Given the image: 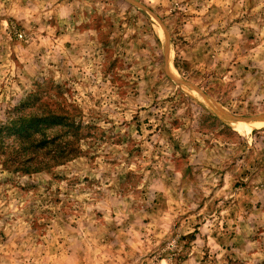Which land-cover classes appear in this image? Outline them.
<instances>
[{
	"label": "rangeland",
	"instance_id": "1",
	"mask_svg": "<svg viewBox=\"0 0 264 264\" xmlns=\"http://www.w3.org/2000/svg\"><path fill=\"white\" fill-rule=\"evenodd\" d=\"M47 112L79 152L5 140L0 264H264V0H0V124Z\"/></svg>",
	"mask_w": 264,
	"mask_h": 264
},
{
	"label": "trees",
	"instance_id": "2",
	"mask_svg": "<svg viewBox=\"0 0 264 264\" xmlns=\"http://www.w3.org/2000/svg\"><path fill=\"white\" fill-rule=\"evenodd\" d=\"M64 120L65 117L50 112L15 116L14 119L0 124V148L5 145V140L12 139L13 144L6 147L10 148L6 152H10L15 159L19 158L20 170L26 173L62 164L79 152L74 145L76 139L67 137V130L72 131L73 127ZM52 126L66 129L62 130L65 134H54L47 138L44 131ZM71 136H76V133L69 137Z\"/></svg>",
	"mask_w": 264,
	"mask_h": 264
}]
</instances>
